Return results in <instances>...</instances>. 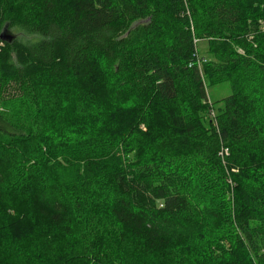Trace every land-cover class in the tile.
Returning a JSON list of instances; mask_svg holds the SVG:
<instances>
[{
    "label": "trees",
    "instance_id": "obj_1",
    "mask_svg": "<svg viewBox=\"0 0 264 264\" xmlns=\"http://www.w3.org/2000/svg\"><path fill=\"white\" fill-rule=\"evenodd\" d=\"M223 82L216 114L207 87ZM50 85L97 123L73 150L94 190L72 209L75 185H43L23 237L0 216V264H212L180 238L199 211L237 243L226 264H264V163L246 153L263 140L251 96H264V0H0V89L23 110L0 112V190L26 177V146L71 129ZM205 178L233 202L205 205Z\"/></svg>",
    "mask_w": 264,
    "mask_h": 264
},
{
    "label": "rangeland",
    "instance_id": "obj_2",
    "mask_svg": "<svg viewBox=\"0 0 264 264\" xmlns=\"http://www.w3.org/2000/svg\"><path fill=\"white\" fill-rule=\"evenodd\" d=\"M7 33L19 39L28 38L16 30H10ZM50 88L61 92V96L66 106L65 113L68 116V124L71 129L65 130L66 132L64 136L51 133V141L48 142L49 149L45 147V143L41 144L43 148H38L35 151H33V148L26 146L23 149L24 153L27 157H30L31 154H33L34 157L31 164L28 162L24 163V169L27 172L26 177L19 180L17 176L18 174L15 175L12 173L13 177H10L4 188L0 190L5 200L3 203L0 202V216L5 219L15 220L13 224L14 230L16 228L15 232L20 231V237H23L33 224V220L30 217V204L28 197L40 190L43 191V185L48 184L54 188L60 187L64 190L65 195H68L71 185H75L79 190H75L77 196H75V194L68 198L69 205L72 209L76 208V204L73 202L76 198H78L80 202H86V199L87 202H89L87 197L88 194L84 195L82 191L87 190V193L90 194L94 190L93 188H88L89 186L86 189L87 183L82 180L84 170L80 171L83 175H80L77 172L81 167H76L74 165L76 162H74L75 160L73 161L75 155V151L73 150L74 147L83 145L93 133L92 129L95 128L97 123L93 119L76 118L71 112L70 101L64 96L65 93L61 90V87L58 85H50ZM232 92L233 90L230 82L208 85L207 93L209 104L214 108L216 114L217 107L223 105L224 100ZM16 97L17 95L15 93L0 89V112L4 113L7 117L14 119V121H18L21 119V116H23L22 105ZM251 100L252 103H255V106L251 103V113L253 119L258 122L263 129V140L257 145L247 149L246 153L252 158L259 159L264 163V96L253 95L251 96ZM149 135H151V131L146 136ZM58 156L61 158H57ZM16 159L19 161L22 160L21 157ZM19 168L22 169V164H20ZM42 175L45 176L44 184L40 181V176ZM205 179L209 180L208 178ZM210 182L214 185L213 190H217V192H204L207 194L204 198L206 201L205 205L208 204V206H215L216 204L214 201L219 200V198L222 202L227 199H230L231 202H233L234 197L232 191L231 193H226L224 199H222L223 192H219L221 187L216 186L212 181ZM99 187H101V185L95 190L97 196L94 195L95 198H97V202L100 200L103 201L101 195L98 194L100 190ZM197 189L198 188L194 190V194L197 193ZM200 189H203V185L200 186ZM194 197V201L196 202L197 197ZM25 199L28 200L27 203ZM227 201L225 202L228 205ZM101 203L102 202H100V204ZM199 213L200 211L196 214L192 226L184 229L180 233L183 245L186 246L188 254L199 261H205L206 259V262L208 263L226 264L227 261L234 256V253L236 252L235 249L238 248L237 243L225 232L223 224L218 226L214 219L207 217L205 213ZM111 253L114 260L117 261V253L114 250H112Z\"/></svg>",
    "mask_w": 264,
    "mask_h": 264
},
{
    "label": "built area",
    "instance_id": "obj_3",
    "mask_svg": "<svg viewBox=\"0 0 264 264\" xmlns=\"http://www.w3.org/2000/svg\"><path fill=\"white\" fill-rule=\"evenodd\" d=\"M211 114L214 115V112L212 111ZM225 153H228V149L225 150Z\"/></svg>",
    "mask_w": 264,
    "mask_h": 264
}]
</instances>
